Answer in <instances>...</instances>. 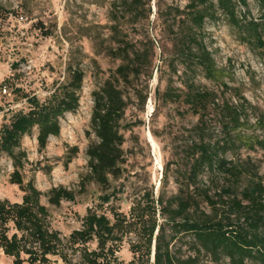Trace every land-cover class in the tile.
<instances>
[{
    "label": "rangeland",
    "instance_id": "obj_1",
    "mask_svg": "<svg viewBox=\"0 0 264 264\" xmlns=\"http://www.w3.org/2000/svg\"><path fill=\"white\" fill-rule=\"evenodd\" d=\"M113 2L0 0V127L14 114L28 111V97L40 102L49 98L66 81L69 69L83 72L79 106L60 118L59 135L51 136L43 150L37 144V129L22 139L27 161L22 170L24 180H32L42 192L41 202L49 210L51 227L62 237L81 228L89 208L110 215L106 209L114 206L127 213L133 199L145 190H152L155 197L163 189L166 196L176 193L177 170L184 169L185 159L175 145L194 138L185 134L197 121L188 107L182 102L162 101L169 82L182 88L185 81L174 47L183 15L176 19L174 15L175 10H185L187 1L142 0L141 6L133 9L115 7ZM237 10L264 22L255 0H247V7L239 5ZM115 28L144 55L140 75L128 84H118L127 103L119 129L124 138V161L119 177L110 176L105 188L90 177L86 152L97 141L90 124L92 94L125 63L115 55ZM200 35L217 68L224 71L228 88L220 94L221 89L201 74L195 82L218 92L221 101L242 104L248 116L245 134L264 140V55L243 43L238 30L223 17L206 19ZM149 136L156 144L155 151ZM235 159H249L264 179V148L242 149ZM12 171L11 160L0 152V198L20 202L23 193L9 181ZM164 171L167 179L163 184ZM58 187L73 192L74 201L50 205L47 194ZM107 194L111 199L104 204L101 196ZM89 246L93 249L96 245L92 242ZM173 251L180 260L192 259V264H228L226 258L198 251L189 239L177 240ZM117 256L124 262L132 259L127 242ZM0 264H12V259L0 252ZM50 264L64 263L51 257Z\"/></svg>",
    "mask_w": 264,
    "mask_h": 264
},
{
    "label": "trees",
    "instance_id": "obj_2",
    "mask_svg": "<svg viewBox=\"0 0 264 264\" xmlns=\"http://www.w3.org/2000/svg\"><path fill=\"white\" fill-rule=\"evenodd\" d=\"M185 1V10H175L174 15V19L183 15L174 47L185 81L182 88L169 82L162 94L163 102H182L197 118L185 133L194 138L175 145L185 159L184 169L177 170L176 193L166 196L163 189L155 197L152 190H145L133 199L127 213L114 206L106 209L110 215L89 208L81 228L67 237L51 227L42 192L22 174L27 162L22 139L37 129V144L43 150L51 136L59 135L60 118L78 108L83 72L71 68L66 81L49 98L40 102L28 97V111L14 114L0 127V152L13 167L9 181L23 193L20 202L0 198V252L11 258L12 264H50L51 257L64 264H192V259L180 260L173 251L174 243L182 239H189L198 251L226 258L228 264H264V179L249 159H235L242 149L264 148V140L245 134L248 116L242 104L221 101L218 92L195 82L201 74L221 89L220 94L228 88L224 71L217 68L200 35L206 19L223 17L238 30L243 43L263 55L264 22L238 12L239 5L247 7V0ZM255 1L264 18V0ZM141 4L142 0L113 2L115 7L132 9ZM117 29L115 55L125 63L92 94L90 124L97 141L86 152L90 177L105 188L110 176L119 177L124 161V138L119 129L127 103L118 84H128L140 75L144 55L121 38ZM166 179L164 171L163 184ZM47 198L50 205L58 207L63 200L74 201L75 195L58 187L51 189ZM101 199L108 204L111 194ZM92 242L96 245L93 249L89 246ZM123 242L132 254L128 262L117 256Z\"/></svg>",
    "mask_w": 264,
    "mask_h": 264
},
{
    "label": "bare ground",
    "instance_id": "obj_3",
    "mask_svg": "<svg viewBox=\"0 0 264 264\" xmlns=\"http://www.w3.org/2000/svg\"><path fill=\"white\" fill-rule=\"evenodd\" d=\"M149 141L151 143V146L153 148V151L156 150V144L154 143V141L152 140L151 136H149ZM157 163L159 164V167H160V163H159V159H157Z\"/></svg>",
    "mask_w": 264,
    "mask_h": 264
}]
</instances>
